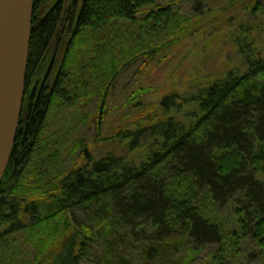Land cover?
<instances>
[{
	"label": "trees",
	"instance_id": "16d2710c",
	"mask_svg": "<svg viewBox=\"0 0 264 264\" xmlns=\"http://www.w3.org/2000/svg\"><path fill=\"white\" fill-rule=\"evenodd\" d=\"M63 1L62 7V0H34L27 83L41 62H46V56L51 62L54 48L68 38L67 18L72 20L76 11L75 30L67 39L64 59L73 50V33L88 29L97 34L100 44L89 43L87 55L93 58L92 79L96 86L101 85V92L125 63L128 62L124 70L139 61L150 63L158 54L197 32L198 41H206L204 48L211 47L214 38L226 39L230 56L236 57L238 65L221 61V68L213 73L197 69V78L188 85L161 95L157 119L131 125L106 139L119 140L126 153L110 151L95 156L88 147L83 150L85 163H77L64 173L52 162L64 152L63 136L50 133L45 119L51 100L67 98L68 107V88L59 77L51 89L45 87V82L33 89L39 76L33 78L0 185V255L8 251L5 236L25 230L27 222L30 229L32 224L50 221L55 237L40 239L44 253L50 254V241L58 244L65 239L68 255L67 259L63 254L41 261L49 264L54 259L52 264H75L77 239L82 244L80 234H84L77 224L71 225V210L75 207L86 213L95 209L100 217L98 226L106 237L114 238L120 233L123 240L142 242L145 255L154 259L167 254V246L184 240L192 243L191 254L210 240L221 243L228 226L222 229L219 211L230 206L238 216L237 228L247 231L254 223V238L264 244V80L260 77L264 74V39L260 37L264 0L241 3L248 16L240 21L224 12L232 11L236 3L222 8L217 19H213L200 13L182 14V0H82L80 7L72 0ZM201 1H194L193 10L200 11L205 6ZM116 19L130 21L144 37L154 40L142 45L140 51H131L119 63L114 60L122 56L123 47L116 45L114 50L108 42L118 44L115 38L100 35ZM221 24L227 27L225 33L213 37ZM193 40L197 42L196 38ZM154 69L162 72L160 66ZM57 85L64 91L56 92ZM95 93L94 90L92 94ZM250 214L254 217L248 222ZM61 216L69 221L58 222ZM88 232L94 234L92 229ZM30 233L33 238L35 233ZM235 238L234 244L239 243V232H235ZM34 239L39 240L38 234ZM220 245L224 246L209 264L224 258L231 243L224 239ZM181 263L190 264L185 259Z\"/></svg>",
	"mask_w": 264,
	"mask_h": 264
},
{
	"label": "rangeland",
	"instance_id": "374dc122",
	"mask_svg": "<svg viewBox=\"0 0 264 264\" xmlns=\"http://www.w3.org/2000/svg\"><path fill=\"white\" fill-rule=\"evenodd\" d=\"M194 1H181L179 8L182 14L188 16L190 13H200V16L202 15L205 18L214 19L216 17L215 19H217L222 8L236 3L237 6L233 7L232 11L225 10L224 12L228 16L231 13L234 21L245 20L247 19L246 16H248L243 9L245 6L241 5L245 0H202L201 2L205 6L200 11L193 10ZM81 3L82 0H80L79 7L82 5ZM77 14L78 12L76 11L71 15L72 20L70 18L67 31L69 34L66 33L67 36L65 35V37L69 38L72 31L75 30ZM220 17L223 18V16ZM114 23L110 29L100 34L104 38H115L118 44H113L112 41L108 42V45L113 49L116 45L123 47L122 51L124 52L120 54L122 56L118 60H114V63L123 62L131 51H140L143 49L142 45H147L154 41L151 38L144 37L143 33L135 29V26L130 21L116 19ZM226 29L225 25H219L218 32L213 37L217 34L223 35ZM73 34L71 41L73 50L69 57L64 59L68 49V38H63L59 46L55 66L53 65L55 58L50 62L48 61L49 56H46V62L44 64L41 62L37 73L33 77L36 79L40 75L41 77L39 76L38 80L41 81L42 77H45V82L48 83L47 85L50 89L60 77V82L68 88L66 90V92H69L68 107L66 106L67 98H61L64 102L60 98L56 101L51 100L45 119V126L50 130V133H61L63 136L64 145L61 150H64V152L58 159L55 158L52 161L55 163V167H59L58 171L60 173L69 171L77 163L79 165L85 163L83 150L85 148L88 149V147L95 156H102L110 151H115L119 154L126 153L123 143L119 140L108 141L106 139L122 133L125 128L131 127V125H139L143 122H150L151 119H157L159 117L157 111L160 109L158 102L161 95L169 93L176 88L181 89V85H188L192 79L197 78L195 74L197 69L200 68L205 72L213 73L221 68V61L223 63L231 62L233 66H235L234 64L238 65L236 57L232 58L230 56L231 51H229L230 48L226 39L217 38L218 40H216L214 38L213 45L204 48L206 41H198L197 32L191 38L175 44L163 53L158 54L159 56L150 63L144 61L145 64H141L139 61L128 66L119 75L107 98L102 119V129L98 133L99 111L106 84L102 92L100 90L101 85L96 86L95 80L92 79L93 58L91 56L88 57L87 53L89 43L100 44V39L97 34L88 31V29L84 33ZM260 37L264 39V26H262ZM194 38L197 40L196 43L193 40ZM135 39L138 40L134 43ZM91 50L93 53V48H90ZM214 51L219 52V55L217 56ZM154 66H160L162 72L157 73ZM138 69L141 71H138ZM45 71L49 82L43 73ZM61 71L63 72L62 76H60ZM58 75L59 77H57ZM260 77L261 80H264V74ZM30 86L26 82V96ZM58 86L55 89L56 92L64 91L63 87ZM94 90L96 93L93 95ZM136 95L137 97L132 100ZM181 119L184 120L185 118ZM262 194L264 203L263 189ZM230 207L219 212L220 216H222L220 220L222 229L228 226V233L223 237V241L224 239L227 240L232 246H227L224 258L220 259V261L217 260L213 264H264V244H260L254 238V223L250 230L238 229V216L235 215V212ZM252 217H254L253 214L248 216V222ZM58 218V222L61 223L69 221V219L65 220V216ZM30 219L32 220V218ZM99 220V214L95 209L88 211V213L77 207L71 210V221L73 223L71 225L75 227L77 224L80 227L79 229L84 231V234H80L83 243L80 244L77 239L78 246L76 245L74 250V255H76V258H74L75 264H183L181 263L182 259H185L190 264H209L212 256L219 253L221 246H224L220 245L223 241L216 243L210 240L206 245L195 249L191 254L193 245L191 242L184 240L173 244V247L167 246L165 251L169 252L162 258L154 259L145 255V247L142 242H129L127 238L123 240L120 233L114 238L106 237V234L98 226ZM32 225L28 229L30 225L27 222L24 227L25 230H19L11 236H5L8 251L0 255V264H43L41 260H48L50 257L55 255L62 256L63 254L66 256L63 255L64 259H67V245L63 244L65 239L58 244L50 241V254L44 253V248L39 243L43 236L48 237L49 240L51 238L54 239V224H51L50 221H45ZM89 229L94 230V234L88 232ZM29 230L34 232L35 236L38 234L39 240L34 239L35 236L32 238ZM117 232L118 230L116 229ZM235 232H239L240 235L239 243L237 244H234L236 240ZM177 259H179L178 262L176 261ZM53 261L54 259H51L49 264H52Z\"/></svg>",
	"mask_w": 264,
	"mask_h": 264
},
{
	"label": "water",
	"instance_id": "95a60500",
	"mask_svg": "<svg viewBox=\"0 0 264 264\" xmlns=\"http://www.w3.org/2000/svg\"><path fill=\"white\" fill-rule=\"evenodd\" d=\"M33 12L34 0H0V185L16 140L26 92ZM127 64L106 87L99 111V131L110 87Z\"/></svg>",
	"mask_w": 264,
	"mask_h": 264
},
{
	"label": "flooded vegetation",
	"instance_id": "af4514ba",
	"mask_svg": "<svg viewBox=\"0 0 264 264\" xmlns=\"http://www.w3.org/2000/svg\"><path fill=\"white\" fill-rule=\"evenodd\" d=\"M73 1V4H76V6H78L79 4H80V0H72ZM64 4V1L62 0V3H61V5H62V7L64 6L63 5ZM69 22H70V18H67V24H69ZM67 27H64L63 29H66ZM59 44H58V48L57 47H55L54 48V56H53V59L55 58V61H54V66H55V64H56V58H57V54H58V51H59ZM49 68H50V66H49ZM53 68V67H52ZM45 76H46V71H45ZM40 76V75H39ZM41 77V76H40ZM57 77H59V75L57 76ZM47 78V77H46ZM32 79L30 78V80H28V86L29 85H31V83H32ZM45 82V77H42V81L41 80H38V79H36L35 80V82H34V84H33V89L35 88V85H38V89L41 87V85L43 84ZM48 87V85H47V82H45V87ZM31 87V86H30ZM29 87V88H30ZM31 95L29 96V98H32V94H33V92L32 93H30ZM25 115H26V117L28 116V110H26V112H25Z\"/></svg>",
	"mask_w": 264,
	"mask_h": 264
}]
</instances>
